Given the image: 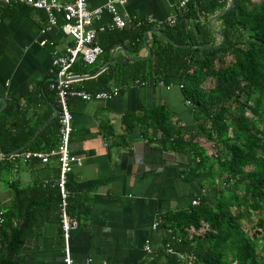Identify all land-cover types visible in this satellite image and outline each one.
<instances>
[{
	"label": "trees",
	"instance_id": "obj_1",
	"mask_svg": "<svg viewBox=\"0 0 264 264\" xmlns=\"http://www.w3.org/2000/svg\"><path fill=\"white\" fill-rule=\"evenodd\" d=\"M181 1L174 25L133 22L99 32L103 53L97 62L89 66L79 59L68 76H91L109 64L96 78L75 85L89 93L118 88L120 94L132 87H175L193 117L190 127L173 122L164 105L123 117L126 136L141 128L142 137L158 147L153 156L174 153L186 167L185 182L199 188L193 199L198 205L192 201L160 214L157 228L163 240L150 264H264L257 248L264 245V0H234L232 9L213 23L229 0H188L180 8ZM116 49L124 50L122 56L114 55ZM51 77L29 98H12L0 115V181L15 152H49L59 144L60 115L36 137L54 117V106L59 109ZM85 103L70 100L72 113ZM59 179L60 168L57 180L48 184L22 188L6 182L13 206L0 207V264H23L27 240L46 222L61 225ZM98 185L68 175V214L79 228L91 219L84 196ZM179 254L195 259L181 260Z\"/></svg>",
	"mask_w": 264,
	"mask_h": 264
},
{
	"label": "crops",
	"instance_id": "obj_2",
	"mask_svg": "<svg viewBox=\"0 0 264 264\" xmlns=\"http://www.w3.org/2000/svg\"><path fill=\"white\" fill-rule=\"evenodd\" d=\"M107 1L88 0L89 8H102ZM125 1L121 9L124 15L158 26L176 15L180 2ZM48 21L45 12L32 8H0V98L7 102L29 98L48 76L53 52H64L73 46L70 36L61 30L62 14H57V25L43 33ZM112 21L106 12L94 26H107ZM215 21L212 19L211 23ZM148 37L151 42L152 35ZM123 53V49H116L114 55ZM162 105L173 114V122L179 120L186 127L194 124L181 91L175 87H132L113 100L75 106L70 144L72 174L78 183L99 185L84 196L91 209L88 226L80 227L71 236L74 264H150L162 245L163 233L154 227L160 214L188 207L199 194L198 186L183 179L186 167L174 153L154 157L157 152L152 150L157 151L158 147L142 137L141 128L126 136L124 116ZM110 127L113 135L109 134ZM7 173L10 183L28 188L57 180L59 163L56 158L47 165L15 161ZM12 206V190L0 187L1 209ZM30 239L26 252H22L23 264H64L65 244L57 220L44 223Z\"/></svg>",
	"mask_w": 264,
	"mask_h": 264
},
{
	"label": "built area",
	"instance_id": "obj_3",
	"mask_svg": "<svg viewBox=\"0 0 264 264\" xmlns=\"http://www.w3.org/2000/svg\"><path fill=\"white\" fill-rule=\"evenodd\" d=\"M188 0H182L180 8H184ZM125 0H108L105 6L91 10L88 0H73L69 3H61L60 0H0V8H19L26 7L34 10L43 11L48 16V27L43 31L46 33L57 25V14L63 16V24L61 30L66 35L74 39L73 46L65 49L64 52L55 50L53 52V61L49 71L52 76L50 89L57 93V101L59 104L60 115V141L57 148L49 152H26L14 153L12 161L28 164L30 162H40L41 164H49L53 158H56L60 168V192H61V229L65 244L64 264H74L72 257L70 240L72 233L79 229L78 222L68 214L69 192L66 188L68 175L73 170L74 159L70 152V144L74 132V115L70 109L69 102L72 99H80L89 103L94 101H109L120 96V90L113 88L110 91L89 93L76 86L74 77H69L68 72L72 66L79 60L86 65H94L99 56L103 53V49L98 44L97 35L99 32L106 30H122L128 24L136 22L141 25L144 21L137 20L124 15L121 9L125 6ZM111 14L113 21L110 25L95 27L94 23L100 21L104 13ZM176 16V15H175ZM172 16L165 23L174 25L176 17ZM151 23V22H150ZM4 155L0 154V161ZM199 200H194L193 205H198ZM158 227V224L154 226ZM146 250L150 252V247ZM168 253L176 254L172 249H168ZM181 260H194V256L190 254H179ZM87 264H91L88 262Z\"/></svg>",
	"mask_w": 264,
	"mask_h": 264
},
{
	"label": "water",
	"instance_id": "obj_4",
	"mask_svg": "<svg viewBox=\"0 0 264 264\" xmlns=\"http://www.w3.org/2000/svg\"><path fill=\"white\" fill-rule=\"evenodd\" d=\"M233 5H234V0H229V6H228V8H227L224 12H221V13H219L218 15L214 16L213 21L217 20V19L220 18L223 14H225L226 12H228L229 10H231L232 7H233ZM219 35L222 37V43H223V42H224V36H223L221 33H219ZM108 67H109V64L106 65L105 67H103L102 69H100V70H99L96 74H94V75L86 76V77H75L74 80H75V81H82V80H85V79L96 78L98 75H100L101 73H103L104 71H106V70L108 69ZM0 101L2 102V106H1V108H0V115H1V113H2V112L5 110V108L7 107L8 102H7L4 98H0ZM54 110H55V115H54V117L51 118L49 121H47V122L45 123V125H44V126L38 131L36 137L40 134V132H41L46 126H48L53 120H55V119L59 116V109H58L56 106H54ZM36 137H35V138H36ZM146 150H148V148H146ZM146 150H145V151H146ZM152 151L157 152L156 150H152ZM0 152H1V148H0ZM15 153H18V152H15ZM164 156H165V155H164ZM30 241H31V239H28V240H27V242H26L25 245H24V248H23V251H22V252H24V253L26 252L27 247H28L29 244H30Z\"/></svg>",
	"mask_w": 264,
	"mask_h": 264
},
{
	"label": "rangeland",
	"instance_id": "obj_5",
	"mask_svg": "<svg viewBox=\"0 0 264 264\" xmlns=\"http://www.w3.org/2000/svg\"><path fill=\"white\" fill-rule=\"evenodd\" d=\"M69 41L71 42V44H74V39L73 38H69ZM202 144H204L207 148H209L211 150V152H214V149L212 148V145L211 144H208V143H205L203 140H202ZM9 181V175L7 173V171H5L3 173V176H2V180L0 181V187H4L7 186L6 182ZM256 219V218H255ZM258 251L259 253L261 254H264V245L263 243H258Z\"/></svg>",
	"mask_w": 264,
	"mask_h": 264
}]
</instances>
